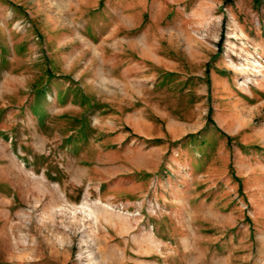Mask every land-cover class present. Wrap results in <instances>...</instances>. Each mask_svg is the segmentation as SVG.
<instances>
[{
    "label": "rangeland",
    "instance_id": "1",
    "mask_svg": "<svg viewBox=\"0 0 264 264\" xmlns=\"http://www.w3.org/2000/svg\"><path fill=\"white\" fill-rule=\"evenodd\" d=\"M0 264H264V0H0Z\"/></svg>",
    "mask_w": 264,
    "mask_h": 264
},
{
    "label": "bare ground",
    "instance_id": "2",
    "mask_svg": "<svg viewBox=\"0 0 264 264\" xmlns=\"http://www.w3.org/2000/svg\"><path fill=\"white\" fill-rule=\"evenodd\" d=\"M113 34H114V32H113ZM113 34H112V35H113ZM146 38H147V37H146ZM146 38H145V39H146ZM144 42H145V41H144ZM146 43H147V42H146ZM144 45H145V44H144ZM150 45H151V44H150Z\"/></svg>",
    "mask_w": 264,
    "mask_h": 264
}]
</instances>
